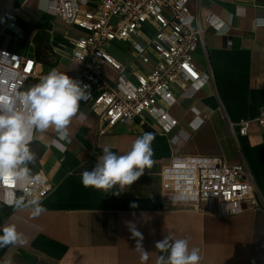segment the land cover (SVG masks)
Listing matches in <instances>:
<instances>
[{
  "label": "crops",
  "instance_id": "1",
  "mask_svg": "<svg viewBox=\"0 0 264 264\" xmlns=\"http://www.w3.org/2000/svg\"><path fill=\"white\" fill-rule=\"evenodd\" d=\"M188 7L198 12L203 28L194 64L200 72L209 67L211 79L199 88L172 86L169 113L175 124L168 132L148 117H135L99 134L83 103L68 139L52 128L34 132L33 174L41 172L52 189L39 202L45 209L39 215L35 206L0 203V229L15 226L22 240L0 246V264H157L162 253L155 243L166 235L188 240L190 249L199 250L200 264H264V126L252 122L239 135L234 125V139L227 124L253 120L264 108V24L258 23L264 20V0H191ZM84 34L54 15L49 0H0V47L37 59L40 79L52 69L78 77L71 41ZM128 50L122 42L106 46L123 64L130 62ZM100 74L108 84L115 81L108 65ZM145 132L155 137L154 163L136 182L119 194L82 185L81 173L94 168L105 146L123 155ZM173 155L221 156L229 164L243 160L260 206L245 204V210L222 216L174 206L160 178ZM129 222L143 236L146 257L135 249Z\"/></svg>",
  "mask_w": 264,
  "mask_h": 264
},
{
  "label": "built area",
  "instance_id": "2",
  "mask_svg": "<svg viewBox=\"0 0 264 264\" xmlns=\"http://www.w3.org/2000/svg\"><path fill=\"white\" fill-rule=\"evenodd\" d=\"M49 1L54 15L85 32L71 41L70 59L80 68L76 80L88 85V97L81 103L89 105L99 134L135 117H148L159 130L168 132L175 124L169 113L175 101L172 86L199 88L211 79L209 67L200 72L194 64L203 28L198 12L189 10L191 0H97L94 6H89L88 0ZM113 42L128 45V64L106 51ZM103 65L116 72L113 84L102 78ZM40 70L34 57L0 47V74H13L12 79L0 83L9 90L23 91L29 81L40 79ZM252 122L264 126V108L253 120H227L234 139V125L237 134L244 135ZM30 176L38 178V183L0 182V203L34 207V199L40 202L45 198L52 183L41 172ZM160 178L176 207L222 216L245 210V204L260 206L243 160L229 164L221 156L173 155L161 169ZM25 189L32 195H26ZM180 193L185 199H176Z\"/></svg>",
  "mask_w": 264,
  "mask_h": 264
},
{
  "label": "clouds",
  "instance_id": "3",
  "mask_svg": "<svg viewBox=\"0 0 264 264\" xmlns=\"http://www.w3.org/2000/svg\"><path fill=\"white\" fill-rule=\"evenodd\" d=\"M258 23L264 24V20ZM12 77L11 71H6L0 74V81ZM87 89L88 85H82L56 69L24 91L9 90L0 83V182L10 181L19 185L38 183V178L30 176L28 167L35 159L29 148L34 132L52 128L61 139H68L69 125L77 115L81 101L87 99ZM154 139L152 133L145 132L133 141L130 150L123 155L105 146L94 168L81 173L82 185L104 192L115 189L113 194L125 191L145 173L146 168L152 167ZM25 192L32 195L27 189ZM176 199H185V194L180 193ZM32 203L36 215L45 211L38 200L34 199ZM130 206L135 208L138 205L133 203ZM127 226L132 237L137 239L135 249L146 257L148 252L140 243L142 234L135 224L129 222ZM0 231V246L22 242L15 226L6 225ZM155 248L162 253L157 264H200L201 261L199 250L190 249L186 239L166 235L155 243Z\"/></svg>",
  "mask_w": 264,
  "mask_h": 264
},
{
  "label": "rangeland",
  "instance_id": "4",
  "mask_svg": "<svg viewBox=\"0 0 264 264\" xmlns=\"http://www.w3.org/2000/svg\"><path fill=\"white\" fill-rule=\"evenodd\" d=\"M115 21H116V19L115 18H112V20H111V23H115ZM39 81H33V82H29L27 85H26V87H25V89L24 90H26V89H28L30 86H32V85H34V84H36V83H38ZM30 151L34 154V151L33 150H31L30 149ZM29 167H30V172H35V163H34V161L33 162H31L30 164H29Z\"/></svg>",
  "mask_w": 264,
  "mask_h": 264
},
{
  "label": "trees",
  "instance_id": "5",
  "mask_svg": "<svg viewBox=\"0 0 264 264\" xmlns=\"http://www.w3.org/2000/svg\"><path fill=\"white\" fill-rule=\"evenodd\" d=\"M33 81H40V79L31 80V81H29V82H33ZM29 82H28V83H29ZM28 83H27V84H28ZM24 89H25V88H24ZM24 89H23V91H24ZM34 156H35V155H34ZM34 163H35V159H34ZM28 167H29V165H28ZM29 168H30V167H29Z\"/></svg>",
  "mask_w": 264,
  "mask_h": 264
}]
</instances>
